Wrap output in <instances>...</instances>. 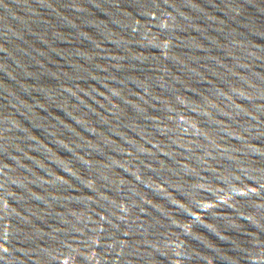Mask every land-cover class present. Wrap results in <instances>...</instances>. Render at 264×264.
<instances>
[{
	"label": "water",
	"instance_id": "1",
	"mask_svg": "<svg viewBox=\"0 0 264 264\" xmlns=\"http://www.w3.org/2000/svg\"><path fill=\"white\" fill-rule=\"evenodd\" d=\"M0 264H264V0H0Z\"/></svg>",
	"mask_w": 264,
	"mask_h": 264
}]
</instances>
